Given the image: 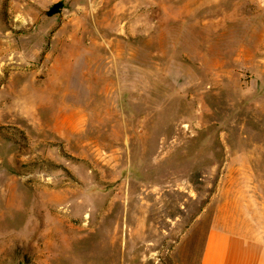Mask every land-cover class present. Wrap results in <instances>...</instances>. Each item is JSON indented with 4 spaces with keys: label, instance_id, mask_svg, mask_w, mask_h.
<instances>
[{
    "label": "rangeland",
    "instance_id": "374dc122",
    "mask_svg": "<svg viewBox=\"0 0 264 264\" xmlns=\"http://www.w3.org/2000/svg\"><path fill=\"white\" fill-rule=\"evenodd\" d=\"M67 41L103 49V114L26 132L0 96V264H195L214 214L264 238V0H0V81Z\"/></svg>",
    "mask_w": 264,
    "mask_h": 264
},
{
    "label": "crops",
    "instance_id": "0c3cea01",
    "mask_svg": "<svg viewBox=\"0 0 264 264\" xmlns=\"http://www.w3.org/2000/svg\"><path fill=\"white\" fill-rule=\"evenodd\" d=\"M70 44L71 41H67L68 46L58 52L53 45L51 48L39 45L27 52L29 54H24L23 48H16L17 74L0 81V96L15 101V120L2 119L1 122L15 124L26 132L63 131L66 125L72 131H81L89 116L103 114L104 105L99 109L86 97V93L93 92L104 95L103 49H77L71 48ZM30 55L37 60L33 67L27 64ZM82 65L83 68L75 71ZM73 74L79 78L76 84ZM81 92L84 96L76 97ZM70 96L74 100L71 101ZM57 103L59 108L56 110ZM11 182L0 187V191L16 195V181ZM201 243V250L191 253L195 264H264V238L225 230L217 226L215 214Z\"/></svg>",
    "mask_w": 264,
    "mask_h": 264
},
{
    "label": "trees",
    "instance_id": "16d2710c",
    "mask_svg": "<svg viewBox=\"0 0 264 264\" xmlns=\"http://www.w3.org/2000/svg\"><path fill=\"white\" fill-rule=\"evenodd\" d=\"M63 7V2L60 1V2H57L55 4H53L50 9L47 11V14L48 15H53V14H56L60 11V9Z\"/></svg>",
    "mask_w": 264,
    "mask_h": 264
}]
</instances>
